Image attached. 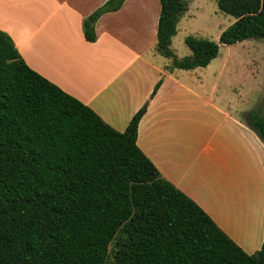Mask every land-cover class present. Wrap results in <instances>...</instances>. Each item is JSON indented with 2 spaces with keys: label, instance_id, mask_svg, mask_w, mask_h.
<instances>
[{
  "label": "trees",
  "instance_id": "1",
  "mask_svg": "<svg viewBox=\"0 0 264 264\" xmlns=\"http://www.w3.org/2000/svg\"><path fill=\"white\" fill-rule=\"evenodd\" d=\"M126 1L109 0L84 22L88 42ZM159 1L156 52L171 70L206 68L222 45L264 40V0H215L235 22L218 42L187 37L192 54L179 58L172 42L189 4ZM147 110L114 130L31 69L0 30V264H264V242L246 254L140 150ZM247 123L264 142L261 112Z\"/></svg>",
  "mask_w": 264,
  "mask_h": 264
},
{
  "label": "crops",
  "instance_id": "2",
  "mask_svg": "<svg viewBox=\"0 0 264 264\" xmlns=\"http://www.w3.org/2000/svg\"><path fill=\"white\" fill-rule=\"evenodd\" d=\"M108 1L0 0V30L31 69L114 130L125 132L148 104L138 130L140 150L246 254L258 253L264 242V142L242 124L240 114L247 111L213 101L216 84H187L186 74L200 81L197 69L171 70V60L160 61L159 0H127L97 21V41L88 42L84 22Z\"/></svg>",
  "mask_w": 264,
  "mask_h": 264
},
{
  "label": "rangeland",
  "instance_id": "3",
  "mask_svg": "<svg viewBox=\"0 0 264 264\" xmlns=\"http://www.w3.org/2000/svg\"><path fill=\"white\" fill-rule=\"evenodd\" d=\"M186 1L189 11L178 25L173 46L179 58L192 53L185 43L187 37L218 42L221 34L235 22L232 16L219 10L215 0ZM152 11L155 17V4ZM160 61L171 63L166 58H161ZM196 73L201 77L200 81L195 76L187 80L189 76L186 74L185 82L194 88L204 85L206 89L216 84L217 92L212 100L220 107L224 108L225 104L230 103L238 112L247 111L240 114L246 121L252 111L260 110L264 117V40L251 39L233 46L222 45L220 56L212 61L210 67L197 69ZM200 94L202 97L206 95L202 89ZM245 120L241 122L247 126ZM201 134L204 135L202 130Z\"/></svg>",
  "mask_w": 264,
  "mask_h": 264
}]
</instances>
